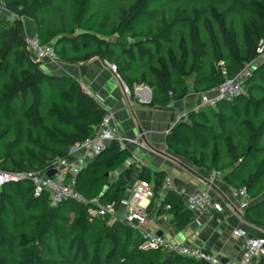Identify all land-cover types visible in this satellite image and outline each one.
<instances>
[{
	"label": "trees",
	"instance_id": "1",
	"mask_svg": "<svg viewBox=\"0 0 264 264\" xmlns=\"http://www.w3.org/2000/svg\"><path fill=\"white\" fill-rule=\"evenodd\" d=\"M2 1L16 18L0 17L1 170H49L93 137L107 113L76 78L48 73L33 60L25 45L24 18L33 21L42 44L53 45L60 63L97 56L115 64L129 90L136 84L150 88L153 106L185 97L187 79L194 91L208 93L252 65L244 94L191 110L188 120L168 133L167 144L182 161L223 172L230 187L246 188L252 203L242 217L264 227V59L257 52L264 40V0ZM54 15H60L58 21ZM114 35L131 40L115 41ZM131 156L114 141L86 163L75 185L85 202L67 199L53 208L50 194L36 196L30 181L3 185L0 264H212L144 247L140 234L125 222L90 213L95 201L119 209L134 170H121L116 179L113 174ZM140 177L152 180L147 172ZM153 179L148 211L160 198L165 177L158 172ZM158 213L169 215L178 230L193 218L173 189Z\"/></svg>",
	"mask_w": 264,
	"mask_h": 264
},
{
	"label": "crops",
	"instance_id": "2",
	"mask_svg": "<svg viewBox=\"0 0 264 264\" xmlns=\"http://www.w3.org/2000/svg\"><path fill=\"white\" fill-rule=\"evenodd\" d=\"M28 22L27 28L24 27L25 34L35 36L36 26L31 25L29 19ZM32 58L35 60L33 56ZM108 63L94 56L78 64H46L41 65V68L48 73L76 78L88 94L113 113L117 130L121 135L139 139V145L129 148L132 156L113 174V179H116L118 172L133 167L134 174L127 186L125 198L129 197L132 184L142 179L140 177L142 172L151 174L150 183L153 187V176L156 173L162 172L165 178L169 176L172 179L173 190L183 198L202 188L200 180L207 179L209 172L178 158L167 144V135L177 123L188 120L187 114L191 110L201 107L204 96L211 97L213 94L194 91L192 80L187 79L189 91L185 97L173 100L165 106H153L150 88L136 84L129 90V94L126 93L125 83L109 68ZM184 115L186 117H183ZM82 156V152H75L70 156V162L79 165ZM216 186L226 195H230L232 187L224 179L217 182ZM162 199L161 197L156 199L152 211L148 212L154 220V229L172 241L202 245L214 253H222L227 259H239L243 239L233 234L234 228L246 229L257 236L264 235V227L256 226L230 213L204 215L201 218V225H197L192 218L186 227L178 230L170 222V217L164 219L163 215L158 213ZM151 202H144V205L148 208ZM125 211V207L120 206L118 217L123 218ZM262 258L264 257H255L251 264H261Z\"/></svg>",
	"mask_w": 264,
	"mask_h": 264
},
{
	"label": "built area",
	"instance_id": "3",
	"mask_svg": "<svg viewBox=\"0 0 264 264\" xmlns=\"http://www.w3.org/2000/svg\"><path fill=\"white\" fill-rule=\"evenodd\" d=\"M3 10L8 9L0 0V13ZM25 45L28 52L35 58V62L41 65L60 64L53 45L42 44L36 35L25 34ZM257 52L259 58L264 56V40L260 42ZM108 66L119 78L116 65L108 63ZM251 70L252 65H248L236 78L227 79L219 87L211 90L209 93L213 95L211 97L204 96L201 106H215L218 101L224 98L244 94L243 82L250 76ZM125 91L129 94L127 86H125ZM114 141L121 149H129L130 146L140 144L139 139L127 137L118 132L114 115L107 110L97 133L75 145L70 151V156L75 152L83 153L81 164L76 165L70 162L69 157L68 159L55 160L52 167L43 173L8 172L0 169V189L6 183L30 181L34 186L36 196L43 192L50 194V206L53 208L67 199L85 202L84 198L76 191V178L86 163L105 151ZM128 164L130 163L128 162ZM51 170L56 171L52 177L48 175ZM223 176V172L217 170L209 172L207 179L200 180L202 188L184 197L185 208L193 214V221L197 225H201L202 216L208 214L230 213L242 219L243 212L250 206L252 199L246 188H232L229 196L218 189L216 183L223 179ZM172 189V179L168 176L163 183L160 197L163 198ZM154 194V187L151 183L139 179L130 187L129 197L121 201L120 206H124L126 209L123 218L118 217V209L113 204L101 205L98 201H95L96 207L91 209L90 213L93 216L108 217L111 221L119 219L125 222L140 234L144 240V247H161L196 259H204L212 264L222 263L225 258L222 253H214L202 245H187L172 241L154 229V220L151 218L147 206L144 205V202H151ZM169 209L170 206L166 205L165 210ZM163 218L169 219V215L163 214ZM233 234L243 239L242 254L239 259H229L226 264H251L255 257H264V235L257 236L243 228H234Z\"/></svg>",
	"mask_w": 264,
	"mask_h": 264
},
{
	"label": "rangeland",
	"instance_id": "4",
	"mask_svg": "<svg viewBox=\"0 0 264 264\" xmlns=\"http://www.w3.org/2000/svg\"><path fill=\"white\" fill-rule=\"evenodd\" d=\"M0 17L1 18H4V19H7V20H10V21H13L16 16H14L10 11L8 10H3L1 13H0ZM102 19H104V15L102 14L101 15ZM54 21H58L59 18H60V15H54ZM103 21V20H102ZM23 22H24V27L27 28L29 22H28V19L24 18L23 19ZM31 25H35L33 23V21H31ZM75 33H77V30L75 31ZM112 40H115V41H122V42H130L131 38H124V39H121L118 35H114L112 37ZM264 59V56L261 57V60Z\"/></svg>",
	"mask_w": 264,
	"mask_h": 264
},
{
	"label": "water",
	"instance_id": "5",
	"mask_svg": "<svg viewBox=\"0 0 264 264\" xmlns=\"http://www.w3.org/2000/svg\"><path fill=\"white\" fill-rule=\"evenodd\" d=\"M55 172H56L55 170H51V171L48 172V175L52 177V176L55 174ZM159 234H161V233H159ZM228 260H229V259L224 258V259L222 260V263H227Z\"/></svg>",
	"mask_w": 264,
	"mask_h": 264
}]
</instances>
